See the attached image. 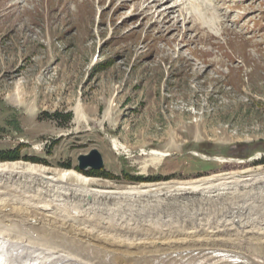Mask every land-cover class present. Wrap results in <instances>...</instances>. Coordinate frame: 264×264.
Returning <instances> with one entry per match:
<instances>
[{"label":"rangeland","instance_id":"obj_1","mask_svg":"<svg viewBox=\"0 0 264 264\" xmlns=\"http://www.w3.org/2000/svg\"><path fill=\"white\" fill-rule=\"evenodd\" d=\"M211 2L165 16L153 0H0V153L58 175L97 148L114 178L88 176L115 189L264 170V0ZM152 150L168 155L153 165ZM238 199L264 211L263 195Z\"/></svg>","mask_w":264,"mask_h":264},{"label":"bare ground","instance_id":"obj_2","mask_svg":"<svg viewBox=\"0 0 264 264\" xmlns=\"http://www.w3.org/2000/svg\"><path fill=\"white\" fill-rule=\"evenodd\" d=\"M153 2L169 16L184 0ZM84 115L77 103L76 120ZM142 152L153 165L168 155ZM245 172L115 189L73 169L53 175L44 165L0 161V197L34 188L41 200L0 199V264H264V211L238 199L264 196V170ZM154 211L159 224L143 218Z\"/></svg>","mask_w":264,"mask_h":264},{"label":"trees","instance_id":"obj_3","mask_svg":"<svg viewBox=\"0 0 264 264\" xmlns=\"http://www.w3.org/2000/svg\"><path fill=\"white\" fill-rule=\"evenodd\" d=\"M72 113H69L71 115ZM20 158V151L19 149L8 151V152H1L0 153V161H13V160H18ZM26 160L32 161L34 163H43L45 162L44 159L39 158V157H26ZM261 162L264 163V157L260 160ZM62 166L66 168H71V164H63ZM78 171L83 172L87 175H92V176H104L108 178H114V175L111 173H108L103 169L100 170H95V169H89L87 171L79 169L78 166L75 167ZM159 178L161 177H144V176H133L130 177V180L136 181V182H143V181H156L160 180ZM167 178V177H166Z\"/></svg>","mask_w":264,"mask_h":264},{"label":"water","instance_id":"obj_4","mask_svg":"<svg viewBox=\"0 0 264 264\" xmlns=\"http://www.w3.org/2000/svg\"><path fill=\"white\" fill-rule=\"evenodd\" d=\"M202 157L205 158H214L217 159V156L210 157L206 156L204 154H201ZM258 157V155H257ZM79 161V168L81 170H87V169H95L100 170L105 167V160L102 152L97 149L93 148L89 153L87 154H81L78 156Z\"/></svg>","mask_w":264,"mask_h":264}]
</instances>
